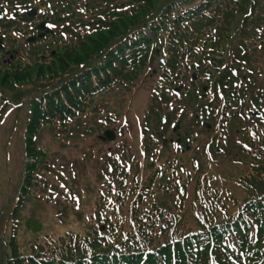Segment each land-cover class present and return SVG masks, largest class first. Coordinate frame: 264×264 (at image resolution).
<instances>
[{
  "label": "trees",
  "instance_id": "1",
  "mask_svg": "<svg viewBox=\"0 0 264 264\" xmlns=\"http://www.w3.org/2000/svg\"><path fill=\"white\" fill-rule=\"evenodd\" d=\"M94 1L54 0L56 16L66 22L67 33L25 48L21 67L0 70V109H4L0 113V129L5 112L20 104L18 123L29 126L27 135H22L26 151L38 161L21 166L14 189L19 200L15 203L13 198L0 205V225L5 219L2 206L9 217L18 213L20 204L32 193L34 179L39 178H34L32 172L48 157L45 150L37 147L33 135L43 126L61 127L65 132L76 127L74 133L79 140L98 142V125L103 126L105 112L116 104L108 94L120 87L129 88L146 72L154 41L139 37L126 45L124 38L130 35L129 31L148 26L152 19V36L158 37L162 31L166 34L167 87L176 85L188 73L196 56L200 57L197 52L209 48L215 33L216 48L225 57L231 50L240 51L241 45L251 59V51L259 41L263 46L254 56L258 52L264 55V2L261 4L260 0H108L103 5L97 3L101 9L94 6ZM182 11L185 16L178 15ZM124 23L127 25L122 26ZM105 35L108 39L102 38ZM219 52L211 53V58L219 59ZM261 78L257 75L248 81L257 102L264 101ZM239 185L246 194L239 216L228 215L225 220L220 213L215 212L212 217L211 210L203 209L209 230L194 213L176 215L172 209L158 214L157 222H151L149 215H140L143 205L136 212L115 211L110 230L100 233V211H110L103 207L106 204L100 196L99 210L94 219H87L84 229L53 237L50 243H39L31 253L20 252L16 236L11 235L6 241L0 229V264H211L223 254L222 245L228 246L227 240L235 235L242 238L243 249L257 245L256 264H264V163L253 166ZM149 209L155 214L156 207ZM175 221L179 223L173 227ZM182 221L187 222L182 225ZM32 222L27 221L28 228ZM189 222H198L201 230H208L206 236L217 238L195 250L194 242L186 238L193 229ZM253 225H258V234L250 238L248 229ZM229 226H233L231 235H227ZM39 251L45 252L37 255Z\"/></svg>",
  "mask_w": 264,
  "mask_h": 264
},
{
  "label": "rangeland",
  "instance_id": "2",
  "mask_svg": "<svg viewBox=\"0 0 264 264\" xmlns=\"http://www.w3.org/2000/svg\"><path fill=\"white\" fill-rule=\"evenodd\" d=\"M36 1L45 6L46 2H50L51 0H34L33 3ZM98 9H100V7H98ZM3 13L5 14V11ZM21 13L22 11L20 10L19 14ZM15 15L17 14L12 12L11 15L7 16V19H13ZM12 23L17 27H20L22 25V23H19L14 19L12 20ZM64 24L66 25V22H64ZM72 24L75 23L71 22V25ZM126 25L127 23L122 24V26ZM152 35V28H150L148 30V38H151V40ZM102 38L108 39V36L105 35ZM240 58L246 59L242 52H240L239 57L237 54H235L236 60H239ZM252 63L255 66H257L258 64L262 65V68L258 67L257 75L262 77L260 79V83L264 84V57H262V55H259L258 58H254ZM157 64L158 60L155 61L153 65L152 61H149V68L146 69V72L142 73L141 77L137 80L135 85L130 86L126 89L120 87L119 90L110 92L108 94L111 97H115V100L117 102H119V99H122L124 97L122 106L117 105L118 103H116L114 108L110 110L111 114L117 116L119 115L120 119L116 123H108V125L105 126L98 125V128L96 130V137L98 139L99 136L103 134L105 129L110 130L112 128L117 130V132H120L121 135H125L126 137H120V134H118V136H115L112 142H102L101 144L93 141L89 144L85 142V145H83L81 144L83 140L70 142L69 139H57L51 134H45L44 130L40 132V134L38 135L39 142H43L47 145L50 155L48 158H43L39 162L38 168L32 172L34 178L36 176H39L40 178L34 179L35 182L33 185L32 193L27 197L26 202L29 198L47 200V197H50L51 195H53V193L62 194L64 193L66 188L71 186L74 190V192H71L75 193L77 198L79 196L80 201L86 204L84 207L82 206L80 208V211H84L85 214H89L90 209L94 208L98 189L100 190L103 185V178L101 174H103L104 172L107 160L106 158L108 156H112V154L114 153H117L116 150H121L123 147L128 148V153H124L126 155L125 161L127 163H129V161L131 160L135 161L141 158L143 161V163L139 161L140 166H142L141 172L147 173L149 171L148 164L147 162H145L144 164V161H147V154L149 153V146H146L145 143H149L150 140L149 137L147 139L144 137L145 130H147L148 128L144 126V121L142 120L147 119L149 102L151 101L152 93L156 89L154 78L151 79V75L148 72L150 68L155 67ZM242 70L245 71V69ZM241 71L238 72V75H240ZM247 72L252 73L254 72V70L251 69L250 66H248ZM156 91L158 92L159 89L157 88ZM7 106H9V104ZM110 113L109 117L112 116H110ZM14 119L15 118L13 116L7 119L0 135V182L2 185L0 186V205L9 202L13 198H15V203L17 202L14 194V189L16 188L18 183L17 176L19 174L22 161H24V163L26 164L25 154L23 155V144L20 142V140L13 146L11 144L12 139L15 136ZM122 124L125 125L124 134L122 133ZM157 130L161 132L162 128L158 127ZM204 134L205 133H202L200 136H203ZM68 137H71V135H69ZM192 153L193 150L188 154L182 155V157L187 159L189 156H191ZM219 160L222 162V166L218 171L221 178L218 179L225 178V174L229 175L230 177H235L241 172L243 164H241L240 162L231 163V157H228L226 155L219 158ZM193 162V159L186 162V165L190 170H193ZM119 164L120 162L118 161V165ZM123 165L124 170H128L125 169V167H128V165L122 163L120 166ZM108 166H111V169H113V166L111 165V159L108 162ZM131 167L132 164L130 165V168ZM208 169L211 173L214 172V168L212 165H210ZM214 175L216 176V174ZM46 178L48 179L50 184ZM188 181L191 182V179L189 178ZM227 185L228 184L220 181L218 184V186L222 188L230 189L229 187H226ZM42 186H44L45 189ZM189 186L193 187L194 185ZM68 192L69 191L66 190V194ZM87 197H92V201H89ZM56 209V207L54 208L50 205H45L42 209L39 206H35L34 204L24 205L23 211H21L22 215L29 216V214L33 212V222L31 223L29 229H26L22 226V224H20L19 232H17V237L19 234L18 245L20 252L31 253L36 250V246L39 243H50L52 241V238L55 236V233H53V231L54 229H57L56 227L58 225L55 220ZM2 210H4V217H7L8 215L6 214L5 208L3 206ZM12 210L13 207L10 209V211ZM69 214L71 216L68 217L67 226L61 228L84 229L82 220L79 221V217L77 216V219L72 211H70ZM9 222H7L6 225H1V228L6 231L7 236L9 235ZM43 226H45L46 229L38 234L39 228Z\"/></svg>",
  "mask_w": 264,
  "mask_h": 264
},
{
  "label": "snow or ice",
  "instance_id": "3",
  "mask_svg": "<svg viewBox=\"0 0 264 264\" xmlns=\"http://www.w3.org/2000/svg\"><path fill=\"white\" fill-rule=\"evenodd\" d=\"M17 7H19V5H17ZM80 11L82 12L83 11V9H80ZM49 27H53L52 25H49ZM236 73H235V70H233V75H235ZM220 99L221 100H223V96L221 95L220 96ZM243 103V101H241V104ZM251 135L253 136V138L255 139L256 138V134L253 132V133H251ZM174 147H179V145H174ZM244 147L245 148H247L248 146L247 145H244ZM111 170V169H110ZM62 187H63V185H62ZM213 264H215V261L213 260Z\"/></svg>",
  "mask_w": 264,
  "mask_h": 264
}]
</instances>
